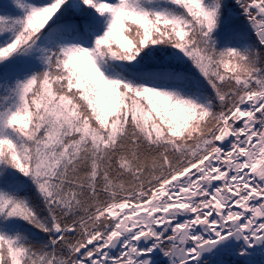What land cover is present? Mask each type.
Wrapping results in <instances>:
<instances>
[{
    "label": "snow or ice",
    "instance_id": "1",
    "mask_svg": "<svg viewBox=\"0 0 264 264\" xmlns=\"http://www.w3.org/2000/svg\"><path fill=\"white\" fill-rule=\"evenodd\" d=\"M225 257L264 258V0L5 5L0 264Z\"/></svg>",
    "mask_w": 264,
    "mask_h": 264
},
{
    "label": "rangeland",
    "instance_id": "2",
    "mask_svg": "<svg viewBox=\"0 0 264 264\" xmlns=\"http://www.w3.org/2000/svg\"><path fill=\"white\" fill-rule=\"evenodd\" d=\"M10 1H4V0H0V9L3 8L5 5L9 4ZM261 257H257V261L258 263L261 261L260 259ZM225 259L227 260L228 258L225 257ZM229 264H232L231 262H229Z\"/></svg>",
    "mask_w": 264,
    "mask_h": 264
},
{
    "label": "flooded vegetation",
    "instance_id": "3",
    "mask_svg": "<svg viewBox=\"0 0 264 264\" xmlns=\"http://www.w3.org/2000/svg\"><path fill=\"white\" fill-rule=\"evenodd\" d=\"M226 258H228L227 259V261L228 262H231L232 264H233V262L236 260V258H234V257H226ZM261 260H264V258H260ZM259 264V263H258Z\"/></svg>",
    "mask_w": 264,
    "mask_h": 264
},
{
    "label": "trees",
    "instance_id": "4",
    "mask_svg": "<svg viewBox=\"0 0 264 264\" xmlns=\"http://www.w3.org/2000/svg\"><path fill=\"white\" fill-rule=\"evenodd\" d=\"M4 1H10V2H11V0H4ZM3 8H4V7H3ZM3 8H1V9H0V11H2V10H3Z\"/></svg>",
    "mask_w": 264,
    "mask_h": 264
}]
</instances>
